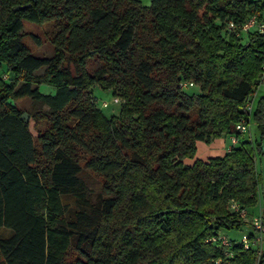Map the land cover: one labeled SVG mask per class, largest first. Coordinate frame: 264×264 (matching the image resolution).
I'll use <instances>...</instances> for the list:
<instances>
[{
	"label": "trees",
	"instance_id": "trees-1",
	"mask_svg": "<svg viewBox=\"0 0 264 264\" xmlns=\"http://www.w3.org/2000/svg\"><path fill=\"white\" fill-rule=\"evenodd\" d=\"M263 11L264 0H0V230L8 232L0 264L223 258L206 241L250 230L229 202L257 205L256 158L264 157V96L246 109L264 36L245 40L225 28ZM25 21L56 24L52 57L33 55ZM94 59L102 67L90 72ZM184 83L200 89L190 94ZM42 84L56 92L42 93ZM96 85L122 100L118 115L96 106ZM24 98L48 125L36 140L9 102ZM243 119L259 140L236 133ZM223 134L239 136L224 156L185 163L197 142ZM84 167L102 179L100 194L87 189ZM232 250L221 264H264V250Z\"/></svg>",
	"mask_w": 264,
	"mask_h": 264
},
{
	"label": "rangeland",
	"instance_id": "rangeland-1",
	"mask_svg": "<svg viewBox=\"0 0 264 264\" xmlns=\"http://www.w3.org/2000/svg\"><path fill=\"white\" fill-rule=\"evenodd\" d=\"M144 6H149L151 0H140ZM56 24L54 22L45 23L42 25H37L34 23L24 22V34H25V44L32 50L33 55L37 57L50 58L54 54V47L51 43V38L56 32ZM33 36H37L40 39V44H37ZM248 38H245L247 40ZM89 66L90 72H95V70L102 67V63L98 59H94ZM43 71L40 70L37 73L41 74ZM9 79V78H8ZM39 89L44 94H54L56 89L52 86L42 84L39 86ZM199 87L193 86L187 90L188 93H197ZM93 96L96 100V106L101 109L104 115L110 119L112 116H116L120 112V107L122 100L113 94V91H104L98 85L93 89ZM264 96V81L260 85L254 87V98L256 101L252 104L253 111L257 107L260 97ZM115 98H118L119 101L115 102ZM15 105L21 110L22 114L28 116V123L31 133L33 134L35 140L38 138L40 132L47 130V123L45 121L36 122L33 119L32 111V100L29 98H24L15 102ZM231 136L223 134L221 137H215L210 143L199 141L197 142V152L193 159H185V163L192 165L196 160L208 161L211 157L224 156L227 153V150L232 147ZM260 139L259 131L254 121H250V126L248 131L243 134L242 140H251L256 141ZM237 145V144H236ZM256 172L260 177L259 182V192L258 193V202L254 207L248 208L249 219L253 216L263 214L264 206V157L258 156L256 158ZM83 180L86 183L87 189L92 192L93 195H98L101 193V188L103 185L102 179L97 176L92 171H89L86 167L83 169L82 174ZM248 219V221H249ZM250 230L248 228H243L241 231H227L221 230V234H225L227 237L239 240L243 234H249ZM8 232L6 230H0V237L6 236ZM262 248L264 249V241Z\"/></svg>",
	"mask_w": 264,
	"mask_h": 264
},
{
	"label": "built area",
	"instance_id": "built-area-1",
	"mask_svg": "<svg viewBox=\"0 0 264 264\" xmlns=\"http://www.w3.org/2000/svg\"><path fill=\"white\" fill-rule=\"evenodd\" d=\"M226 32L230 34L238 35L239 37L248 38L249 34L251 33H258L259 35L264 36V11L262 13H256L249 16L245 22L242 24H236L233 21H228L226 24ZM4 79L8 78V75L3 76ZM264 81V65L262 74L259 77V82L262 83ZM257 85V86H258ZM184 87L186 86H193V83H184ZM115 102H118L119 99L115 98ZM252 104L249 103L246 107L247 111L252 110ZM249 122V121H248ZM246 120H241L235 126V131L238 134H245L248 131L249 124ZM232 147L239 142V136L237 134H233L231 136ZM230 147L227 152L231 150ZM229 208L232 213L238 216L240 219L250 222V232L249 234H243L242 237L237 240L233 241L231 238L227 237L225 234H221L220 232L218 235H215L209 238L206 243H210L211 245L219 246L224 250V257L219 258L213 261L215 264H221L222 262H228L230 259L234 257L233 247L235 243L238 246H242L244 250H254L256 251L257 255H261L263 252V241H264V219L262 215L253 216L249 219V212L246 206H243L238 201L231 200L229 202ZM249 219V221H248Z\"/></svg>",
	"mask_w": 264,
	"mask_h": 264
},
{
	"label": "water",
	"instance_id": "water-1",
	"mask_svg": "<svg viewBox=\"0 0 264 264\" xmlns=\"http://www.w3.org/2000/svg\"><path fill=\"white\" fill-rule=\"evenodd\" d=\"M33 1H35V0H33ZM28 6H30V5H28ZM21 8H23V7L22 6H18V7H16L15 10H18V9H21ZM9 102L11 103L12 106H15V102L13 100H10ZM21 119L24 120L26 124H28V116L26 114H23ZM263 149H264V144H263Z\"/></svg>",
	"mask_w": 264,
	"mask_h": 264
},
{
	"label": "crops",
	"instance_id": "crops-1",
	"mask_svg": "<svg viewBox=\"0 0 264 264\" xmlns=\"http://www.w3.org/2000/svg\"><path fill=\"white\" fill-rule=\"evenodd\" d=\"M255 101H256V97L253 99V101H252V102L254 103ZM231 239H232V238H231Z\"/></svg>",
	"mask_w": 264,
	"mask_h": 264
}]
</instances>
